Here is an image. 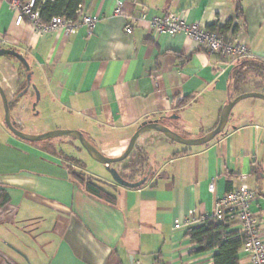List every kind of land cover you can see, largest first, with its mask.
Masks as SVG:
<instances>
[{
	"label": "crops",
	"instance_id": "1",
	"mask_svg": "<svg viewBox=\"0 0 264 264\" xmlns=\"http://www.w3.org/2000/svg\"><path fill=\"white\" fill-rule=\"evenodd\" d=\"M15 1L0 0V48L27 59L30 88L20 95L28 73L13 57L0 58V86L16 127L34 135L78 130L109 157L121 156L145 121L161 120L186 138L205 136L231 99L237 63L209 55L185 33L152 30V18L174 13L204 28L229 24L226 34H240L254 58L264 63V0H84L83 14L101 19L91 35L84 28L68 34L40 32L27 21L16 25ZM249 80L241 94L264 93V76ZM73 151L85 155L72 138L31 143L13 135L0 98V185L11 199L0 210V264H214L215 251L193 253L197 246L185 236L184 223L193 214L212 217L216 201L242 184L257 190L250 210L264 239L261 99L238 103L225 132L203 146L144 133L130 156L118 163L138 158L145 173L126 180L145 178L139 188L87 174L84 160ZM71 171L109 186L115 205L88 195ZM222 220L228 233L241 230L237 218ZM18 240H31L33 246ZM238 260L252 264L243 247Z\"/></svg>",
	"mask_w": 264,
	"mask_h": 264
},
{
	"label": "built area",
	"instance_id": "2",
	"mask_svg": "<svg viewBox=\"0 0 264 264\" xmlns=\"http://www.w3.org/2000/svg\"><path fill=\"white\" fill-rule=\"evenodd\" d=\"M36 0H29L25 6H21L19 1L14 2V8L17 11L16 25H21L25 18L36 27L40 32H49L56 30H64L68 34H76L80 28H84L88 35L94 33L101 19L97 15L83 14V7L80 5L77 14L81 16L79 20H67L63 17L54 18L48 24L39 23V13L34 12ZM118 8L116 13H120ZM139 20H145L144 17ZM135 19L133 24H137ZM152 30L158 33H168L175 35L185 33L211 56L228 57L233 62L240 60L255 59L250 51L247 43L240 37L228 36L227 34H217L211 32L208 28H204L199 23L188 24L178 14L168 13L163 17H154L148 21ZM132 25H129L126 31L132 33ZM215 180L210 183V190H215ZM258 196L257 190L250 188L247 184H242L234 189L223 198L218 199L215 203V212L212 217L222 220L225 216H233L238 219L241 224L239 231L245 237L243 249L248 253L252 264H264V239L260 228V223L254 213L250 210V206ZM204 218H195L190 216L184 225L186 229L192 226L203 224ZM176 228H180L181 224L177 223Z\"/></svg>",
	"mask_w": 264,
	"mask_h": 264
},
{
	"label": "trees",
	"instance_id": "3",
	"mask_svg": "<svg viewBox=\"0 0 264 264\" xmlns=\"http://www.w3.org/2000/svg\"><path fill=\"white\" fill-rule=\"evenodd\" d=\"M28 1L29 0H19V3L21 6H25ZM83 1L84 0H36L33 11L39 13V23L41 24H48L57 17L77 21L80 17L77 14V10L78 7L83 4ZM241 14V6L238 5L236 15L239 17ZM26 21L29 22V20L25 18L23 23ZM228 25L221 28L212 25L208 27V30L216 32L219 35L226 34ZM20 66L22 70L29 73L21 63ZM250 74L263 77L264 63L256 59H246L237 62L235 68L232 70L231 76V99L241 94L242 86L245 84ZM25 85L26 84H24V87H26ZM143 155L145 154L142 153V155L140 154L139 156L142 158V161H145ZM76 163L79 167L84 166L79 161ZM115 165L113 166L115 167ZM257 172V169H252L253 174ZM119 173L124 179H127L122 172ZM71 174L75 182L81 186L88 195L111 206L115 205L116 196L111 192L109 186L99 180H93L87 177L81 171H71ZM10 201L11 199L7 187L0 185V210L5 208ZM192 216L198 217L195 214ZM185 236L190 242L197 246L193 252L194 254L215 251L214 264H239L238 252L245 243V237L242 236L240 232L228 233V227L224 220L206 217L204 218L203 224L189 227L185 232Z\"/></svg>",
	"mask_w": 264,
	"mask_h": 264
},
{
	"label": "water",
	"instance_id": "4",
	"mask_svg": "<svg viewBox=\"0 0 264 264\" xmlns=\"http://www.w3.org/2000/svg\"><path fill=\"white\" fill-rule=\"evenodd\" d=\"M1 57H13L24 66L27 72L30 71V65L27 59L21 53H19L14 49L0 48V58ZM30 82H31V73H28L27 75L28 85L25 88L24 92H22L20 95L27 92V90L30 88ZM0 96L3 101V106L5 111V124L13 135L20 138L21 140L31 143L44 142L47 140L57 139L60 137L73 138L80 143L81 147L86 151L89 157H91L94 161L103 164L105 166L106 171L111 175L113 181L116 184L126 188H139L146 182V179L144 178L138 182H129L120 175L118 170L113 165L126 160L130 156L136 145L137 140L144 133L160 132L164 134L167 138L172 140L173 142L185 146H190V147L203 146L212 142L217 136L225 132L230 115L238 103L249 98H257L264 101V93H260V92H246L236 96L233 99H230L221 112L220 120L216 128H214L211 132L200 138L183 137L180 134L171 130L165 124H163L161 120L145 121L139 126L135 134L131 137L130 142L124 153L119 157H109L103 154L100 150H98L93 144H91L89 140L86 138L85 134L78 130H53L38 135L22 132L16 127V124L12 119L9 102L1 86H0ZM11 248L18 251L16 248L12 246Z\"/></svg>",
	"mask_w": 264,
	"mask_h": 264
},
{
	"label": "rangeland",
	"instance_id": "5",
	"mask_svg": "<svg viewBox=\"0 0 264 264\" xmlns=\"http://www.w3.org/2000/svg\"><path fill=\"white\" fill-rule=\"evenodd\" d=\"M252 75H256V74H250L247 77V80H246L244 85H246V84H247V86L249 85V82H251L249 80V77L252 76ZM0 98H1V96H0ZM1 100H2V98H1ZM2 104H3V101H2ZM64 130H68V129H64ZM60 138L65 139V138H69V137H60ZM73 140H75V139H73ZM73 154H74L73 156L77 157V159H80V160L83 159L84 160L85 170H86L87 174L92 175V176L94 175L93 177L100 176V175L101 176H105V177L109 178L112 182H114L112 177H111V175L106 171L104 165L94 161L91 157H89V155L86 153V151H84V153H83V154H85V155H83L84 157L83 156L81 157L80 154L75 153L74 151H73ZM134 156L130 157L127 161H125L123 163V165H115V168L119 172H122L124 177L127 178V179H135V178H137V176H140V175H142V173H145L143 164L139 165L138 158L134 157ZM122 162H120V163H122ZM23 241H19L18 240V243H22V245L24 247H27V248L31 249V247L33 246V243L30 242L31 240L30 241H24V242ZM34 245L37 247V245L35 243H34ZM23 256H24V254H23ZM25 259L27 260L26 257H25Z\"/></svg>",
	"mask_w": 264,
	"mask_h": 264
}]
</instances>
